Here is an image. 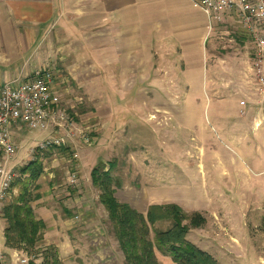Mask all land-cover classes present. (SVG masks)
Listing matches in <instances>:
<instances>
[{
    "label": "rangeland",
    "instance_id": "1",
    "mask_svg": "<svg viewBox=\"0 0 264 264\" xmlns=\"http://www.w3.org/2000/svg\"><path fill=\"white\" fill-rule=\"evenodd\" d=\"M242 30L233 15H225L209 31L206 55L192 56L188 73L180 66L176 74L164 71L169 68L161 59L153 82L145 83L143 100L138 105L131 97L124 100L108 127L103 118L82 121L68 112L77 127L92 131L91 143L78 140V160L69 150L71 141L28 160L30 149L55 130L16 128L18 151L10 166L36 161L43 167L38 178L51 174L60 187L75 192L71 173L81 176L87 190L92 169L114 163L111 175L122 188H146L174 200L170 203L186 214L200 213L205 222L186 237L218 264H264V108L254 104L253 48ZM61 108L70 109L63 102ZM24 177L15 181L6 204L22 190Z\"/></svg>",
    "mask_w": 264,
    "mask_h": 264
},
{
    "label": "crops",
    "instance_id": "2",
    "mask_svg": "<svg viewBox=\"0 0 264 264\" xmlns=\"http://www.w3.org/2000/svg\"><path fill=\"white\" fill-rule=\"evenodd\" d=\"M209 35L207 17L190 0H0V83L51 69L53 88L68 112L82 121L103 118L108 127L124 100H143L161 59L169 68L164 71L176 74L180 66L188 73L192 56L206 55ZM85 104L88 110L81 109ZM78 140L68 143L77 160ZM51 176L38 178L33 202L46 225L43 247L54 245L62 264H125L91 176L86 190L78 175L75 192ZM115 196L142 213L152 204L174 202L146 188H116ZM2 206L0 251L7 264H18L15 255H27L5 245ZM157 258L159 264H176L168 254Z\"/></svg>",
    "mask_w": 264,
    "mask_h": 264
},
{
    "label": "trees",
    "instance_id": "3",
    "mask_svg": "<svg viewBox=\"0 0 264 264\" xmlns=\"http://www.w3.org/2000/svg\"><path fill=\"white\" fill-rule=\"evenodd\" d=\"M101 165L100 162L92 169L91 182L99 191V202L107 212L125 264H159L157 251L170 255L176 264H218L210 253L186 237L191 228H199L205 222L200 213L186 214L175 203L152 204L142 213L116 198L115 190L121 188V184L111 175L114 163H108L107 169ZM42 169L36 161H30L20 169V174L27 176L21 183L22 190L1 210L6 220L5 245L28 256L33 254L28 264H62L54 245L43 247L46 225L36 217L33 209V202L38 198L35 180ZM185 220L189 222L185 223ZM158 221H164L168 226L156 228ZM37 258L41 260L39 263L34 261Z\"/></svg>",
    "mask_w": 264,
    "mask_h": 264
},
{
    "label": "built area",
    "instance_id": "4",
    "mask_svg": "<svg viewBox=\"0 0 264 264\" xmlns=\"http://www.w3.org/2000/svg\"><path fill=\"white\" fill-rule=\"evenodd\" d=\"M207 17L208 29L222 21L225 15H233L247 33L253 52L249 66L256 102L264 108V0H190ZM52 70L39 69L32 77L17 82L11 79L0 83V205L8 200L12 186L20 177L22 164L11 167L18 151L16 128L55 130L36 148L30 149L28 160L51 148L66 146L78 138L89 144L91 130L77 127L71 115L61 108L62 99L52 85ZM30 162V161H28ZM27 162V163H28ZM26 163V164H27ZM24 164V165H26ZM71 185L78 184V175L69 176ZM3 207V206H2ZM18 264H26V257L15 255ZM7 255L0 251V264H7Z\"/></svg>",
    "mask_w": 264,
    "mask_h": 264
}]
</instances>
